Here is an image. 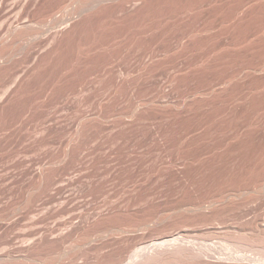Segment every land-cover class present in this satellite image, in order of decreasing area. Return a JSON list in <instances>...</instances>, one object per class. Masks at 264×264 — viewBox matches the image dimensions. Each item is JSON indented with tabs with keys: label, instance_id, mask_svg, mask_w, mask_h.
<instances>
[{
	"label": "rangeland",
	"instance_id": "374dc122",
	"mask_svg": "<svg viewBox=\"0 0 264 264\" xmlns=\"http://www.w3.org/2000/svg\"><path fill=\"white\" fill-rule=\"evenodd\" d=\"M13 1H17V0H10L9 4H11V2H13ZM18 1H21V0H18ZM230 1H232V0H229V2ZM223 12L225 13V11H223ZM223 12H221V13H223ZM39 15H42V13ZM60 16L62 17V16H64V14H62V13L58 14L57 13V17H60ZM37 18H40V17L37 16ZM48 20H50V19L48 18L47 21ZM101 24H100L101 26L98 25L96 27V25H94L93 28L91 27L90 32L87 34L86 33L83 34V36L81 38L73 39L74 41L72 39H66L64 42L65 44L63 43V45H62L64 48L60 47L61 49L59 48V51H57V53L51 57L52 59L49 58L47 60L48 63L46 62V64L43 67L39 68L38 71L36 70L33 73L29 74V76L24 81L25 84L23 83V85H22L23 87H22V91L20 92L21 94L18 95V98L15 97V99H13L14 100V103L12 102L13 105L11 104L9 107L8 106L6 108L4 107L3 110H2V108L0 109V117H1L0 118V198H1L0 200H5L9 197H18L20 199H22L23 197L28 198L31 196V194H33L34 197L35 196L39 197L41 195L40 197H43L44 199H46V197L47 198L51 197L52 199L48 198L49 201L48 200L46 201L48 203L50 202V204L46 203L45 206L40 207V208H42L40 210L41 211L43 210V212H44V208L45 207L47 208V206L51 207L52 205L54 206V204H55V207H58V205L60 206V204L62 202H66V203L69 202L68 203V204H70L69 209H68V206H66L67 208H65V209L61 208L62 210L60 208H57L58 211H60V213L56 210L57 214H56V212L55 213L51 212V214L47 213L45 218L41 219V222L46 226L47 224H45V222L46 223L49 222L48 225H50V223H53V222L55 223L56 220L59 221V219L63 218V216H64V218L66 216H67V218H69V216L72 214H74L75 217L77 215H79L78 212L81 213L82 210L83 211L85 210L84 209L85 204L82 203V204H84V207L81 203L80 204L82 205V207L79 204L80 208H83L80 210V208H78L79 206L76 207L77 205H75V203H76L75 201L78 200L77 201V204H78L79 200L80 201L82 200V198L80 199V197H83V200L81 202H84V199L87 196V198L90 199L91 202L95 204V206H97L100 209H101V206L104 208V210L101 209V210H103L104 213L102 211L101 212L99 211V213H98L97 212L98 210H97L96 211L97 213L95 212L96 215H94V216H95V218H99L100 213H101L102 218H105V219H101L102 221L101 220L99 221V219L101 218L100 217L98 219V221H99L98 224L95 226V223H97V221H96L94 224H92L93 227L90 228L92 230L94 229V232L100 230V233H101L102 229L104 230V228L105 229L108 228V229H106V233H104V234L99 233L100 235L99 234L95 235L96 234L95 233L94 234L95 236H93L92 241H91L92 246L93 245L96 246V243L100 246H102V244H104L103 245L104 247L102 246L103 250L101 251V253L103 251H104V253L103 254L100 253V257L103 260L105 258H107V260H109V261H111L112 259H114L115 261H118L119 259L123 260V259L127 258V259L123 260L124 262H122V263H125L126 260H129V259H130L129 260L130 262L127 261L125 264H127L128 262L132 263V262L136 261L135 258L139 259V257L141 256V253L143 254V253L153 251L154 248H156V246H155L156 243L157 244H160L161 242L164 243L162 238L165 236V234L170 235V236L173 235V236H171V238L181 236L184 238L183 240L185 242L188 241V243H190V244L192 243L191 245L195 244V246L198 245V247L199 246H203V247L206 246L209 248L212 246L213 249L217 248V249H215V251L217 250L219 252H224L225 251L224 248H221L219 246H220V243H222L221 238H224L227 235V232H224L223 229L220 230V228L223 225H225V223L226 224L231 223V225H236L239 223L242 227H243L242 224L246 223L243 227V229L246 228V230H243L242 233L249 234L250 232L248 233L247 230H250L251 227L249 224L247 226V221H248L247 217L248 216H249V218L255 217V216H257V217L259 216V218L264 217V199H263L264 198V191L263 190L260 191V189H263V187L261 186L262 182L260 183L261 185L258 183L254 184V183H256L257 179L260 178V176H258V175H260L263 170L260 169L259 172L256 170V172H258V173H256L254 171L255 173L253 172L254 173L253 174L249 169V167H251V163L254 161L252 163V165H253L255 163V160H258L256 158H260V157H256L255 153L257 155L259 150H261V151L264 150V141H263L264 140V137H263L264 127L262 126L261 128L259 127L260 130L258 129V131L260 133L261 132H263V133L255 134L254 132L256 131V129L255 130L253 129V127H255L254 126L255 124H253L252 126H249L247 123L248 120L251 118L252 119L256 118V119H253L255 121L257 119L260 120L261 119L260 117H262V118L264 117V103L261 102L262 100H264V98H262V96L264 97V87H263L264 85L260 84L262 87L259 86L256 89L257 85H259L258 81L260 79V76L253 80L250 76L247 75L248 70L246 69L250 66L251 62L255 63V60L257 61L256 63H258L261 60L262 56H260V55H262V54H257V56H253V57H255L254 61H253L252 60L253 58L250 57L251 55L249 56L245 53H240L241 55L238 54L239 57L241 56L242 58L241 57L239 58L236 54L226 55V53L225 54L222 53V52H224L222 50L223 45H224L223 48L229 47L228 45H231V42H236L238 39L241 38L240 36L243 35V32H241L242 29H243L242 31H246V29H244V27L246 28V26H244V25H241V24L235 25L234 24V25H231V27L229 29V27H228V26H230V24H229L227 27H224L223 29H221V31L223 32L224 29L228 28V33H226L227 30L226 31L224 30V32L227 34V36H225L224 32L223 33L221 32V34L218 33V36H219L218 38L215 37L214 39H212V40H215L216 42L212 41V40H211L212 42L210 41L212 44H213V42H214V44L216 43V45L220 44L219 47L216 45H211V43L209 41L206 42V45H205V42H203V45L201 43L202 46L200 44H199V46L197 45L198 47H193L192 44H188L190 46L192 45V47L189 49V46H186L185 48L187 51L186 50L184 51V48H183L182 50L178 51V52H180L179 55L176 56V53L178 54V52H176V53H173L174 57L173 56L171 57V55L168 56L170 58L167 57L168 60L171 59L170 61H173L174 63L176 61L179 62L178 65L180 68L176 67V68H167V69H159V70L157 69V70H153V71H149V72H143V71L138 70V69L128 70V68H126L124 65H123L124 67L121 65L122 67L118 66V69H117V67L115 69H109V68L107 69L106 67H100V66L103 65V62H104L103 59L108 60L109 58H111L112 53H111V51H108L107 47H106L107 50H106V48L103 50V48L100 45H103V47H104L103 41L107 40L108 37L109 38L114 37L117 33L114 34V32H115V30H113L114 28L112 29L110 27L111 28V30H110L109 28H107L108 25H106V24L104 25V23H101ZM33 25H35V27H37V26L42 27L41 25H39L38 23H35V22ZM238 25H240V30L237 27ZM103 26H105V27H103ZM94 27H95V30H93ZM43 28H44V30H48V28L45 26ZM98 28H99V30H97ZM103 28H104V31L105 30L108 31V32L105 31V32H107L106 35H105L104 31L102 30ZM233 28H237V29L234 31ZM229 31H230V33H229ZM238 31H239V33H238ZM232 32H235V33H232ZM240 32L242 33V35L240 34ZM101 33H103V35ZM112 33L114 35H112ZM231 33H232V36H231ZM90 34H91V38H90ZM93 35H94V37H93L94 42L92 40H89V39H92ZM233 35H235V36H233ZM238 35H240V36H238ZM86 36L89 37L88 38L89 42L92 41V43H96V44H98V42H99V48L96 50V52L93 51L91 53H88V56H87L88 60H86V62L84 64H80L81 66H79V64H77V66L75 64L76 67L70 66V64L73 63L72 61H76V58L79 57L78 53L82 54L85 50H87L88 44L87 45L85 44L86 43V40H85ZM100 36H101V42L102 43L99 41ZM105 36L107 38H105ZM228 36L230 39L228 38ZM236 36L240 37V38H236ZM102 37H104V38H102ZM82 38H84V39H82ZM231 38L233 39V41ZM78 39H80V40H78ZM66 41H68V42H66ZM76 41H77V43H76ZM208 42H209V44H208ZM221 42H222V47H221ZM80 43H82V44H80ZM224 43H226V44L228 43L226 47H225ZM66 44L68 47L66 46ZM78 44H79V46H78ZM209 45H211L212 47ZM194 46H196V45H194ZM202 47L205 50V52H203V51H201V53L195 52V51L202 50ZM207 47L212 48V50H214V51L215 50L217 51L219 49V51H218V53L215 51L216 52V54H215L209 48L210 51L207 50L208 51L207 52L206 51ZM213 47H215L217 49H215V48L213 49ZM18 48H16V49L18 50ZM76 48H78V49H76ZM193 48H196L199 50H196ZM221 50H222V52H221ZM16 51H14V54L16 53ZM181 51H184V52L181 53ZM209 52H211V54ZM62 53H63V55H62ZM206 53H209L211 56L206 54ZM243 54H245V55H243ZM73 55H74V57H73ZM98 55H100V56H98ZM207 56H209L210 58ZM230 56H232V58ZM159 57L160 56H158V60L165 58L164 56L163 57L161 56V58H159ZM244 57H245V59H243ZM12 58H13L12 60L14 61L17 57H15V55H13ZM98 58H100V59H98ZM249 58H252V59H249ZM195 59H197V60H195ZM258 59H260V60L258 61ZM190 60L192 62H190ZM218 61H219V63H218ZM188 62H190V63H188ZM194 62H196V63L194 64ZM199 62H201V64L203 63L204 66L201 65ZM208 62H209V65H211L213 70H211L210 69L211 67H209L208 65L205 66V64H207ZM61 63H62V65H61ZM198 63L200 66L198 65ZM210 63H212V64H210ZM99 64H101V65H99ZM180 64H181V66H180ZM193 64H194V66H193ZM213 64H215L214 67H213ZM221 64H222V66H221ZM182 65H184V66H182ZM187 65H188V67H187ZM218 65H219V67H218ZM234 65H236V66H234ZM241 65L243 66V68ZM239 66H240V68H239ZM70 67H75V68H73V70H72V68H70ZM77 67H78V71L76 70ZM193 67L195 70L193 69ZM196 67H200V68L207 67L206 68L207 70L206 69L204 70L203 68H202L203 70L202 69L198 70V68H196ZM68 68H69V70H67ZM190 68H192V69H190ZM41 71H43V72H41ZM218 73H220V74H218ZM227 73H229V74H227ZM234 74H235V76H234ZM238 74H241V75H238ZM72 75H74V76H72ZM205 75H207V76H205ZM121 77H123V78L129 77L130 79H133V80H136L139 82H138V84L137 83L136 84H126V83L122 84L121 81L119 80V79H123ZM10 79L12 80V78H10ZM10 79L8 77V79H6V80L10 81V83H12ZM248 79H249V81H248ZM6 80H2L4 82L3 86L5 87V85H7L6 87L9 86V88H10V84ZM83 80L85 81L83 83L84 88L79 86V85H81V82H83ZM117 80H118V82H117ZM209 80L210 81L212 80V81L208 82ZM255 80H257V81L255 82ZM51 81H52V85H51ZM237 81H239V82H237ZM251 81H254V83H256V85H254L255 88L253 87V84ZM223 82L226 84H224ZM0 83H2V82H0ZM250 83L252 84L253 90H251L252 88L249 87V86H251ZM211 84L214 87L217 85L215 88L222 91V92H220L218 90L221 94L220 96H219V94L216 96V97L219 96L218 100H217V98L212 97V98L216 99V102L218 101V103H217L218 105L216 106V102L214 100L213 102L215 104L212 103V104H214L213 106L211 104V107H210V105L206 107V108H209V110L205 109L206 113L204 112L205 110L204 111H203V109L200 110V112L201 111H202L201 113L204 112L205 115H203L204 113L201 114L199 112V114H201L203 116L197 115L198 117H201L200 119H198L197 117H193L194 119L192 118L193 119L192 123H191L192 125H190L191 119L189 120L187 118H184L186 116H183V114H181V112H179V111H181L180 109H178L180 106L177 108V105L181 104L185 100V98H187L185 96H188V95L190 96L191 93L196 94L197 91H199L198 89L207 90L206 88H208L209 85H211ZM3 86L1 85V87H3ZM204 86L206 88H204ZM213 86H211V87H213ZM6 87H5V89H8ZM25 87H27V88H25ZM208 89H210V88H208ZM2 90L0 89V94L3 93ZM184 90H186V91H184ZM42 91H44V92H42ZM251 91H253V92H251ZM45 92H47V94ZM48 95H49V97H48ZM82 95H85V97H86L85 101L82 100ZM254 95L255 96L257 95L256 98ZM219 98H221L223 100H221V99L219 100ZM224 101H226V102H224ZM257 101H259V103ZM20 102L22 105L20 104ZM27 103H29V104H27ZM14 104L16 106H14ZM246 104H248V105H246ZM225 105H227L229 107H226ZM21 106H23V107H21ZM173 106H176V109ZM29 108H30V110H29ZM169 108H170V110H169ZM171 108L175 112H176V110L178 112L175 113L174 111H171ZM234 108H235V110H234ZM8 109L10 110V112ZM210 109H211V111H210ZM250 110L253 112H251ZM4 111H6V112L4 113ZM173 112L176 115V118H175ZM255 113L257 115H255ZM172 114L174 117L172 116ZM177 116H178V118H177ZM246 125H248V127H251V128L246 127ZM183 127H184V129H183ZM166 129H167V131H166ZM227 129H229V130L227 131ZM235 130H237V131H235ZM249 131H251L252 134H251V132L249 133ZM203 132H205V133H203ZM208 133H210L211 135ZM201 134H203V135H201ZM260 135L262 136L263 139L261 138ZM202 136H203V138H202ZM211 136H213V137H211ZM250 136H252V137H250ZM253 137H258L257 138L258 140L256 138H253ZM234 138H236V139H234ZM239 143H241V144H239ZM187 144H189V145H187ZM196 148H198V149H196ZM248 148H249V151H248ZM171 150H173V151H171ZM197 151H198V153L196 154ZM209 152H210V154H209ZM236 152H238V153H236ZM192 153H194L196 155H194ZM251 153H252V155H251ZM179 154H180V156H178ZM222 154L223 155L225 154V155L223 156ZM229 154H232V155L230 156ZM253 154L255 157H253ZM259 154H261L260 156H262L264 153L262 154V152H259L257 156H259ZM183 155H184V157H182V158H186V161H187V156L189 158L191 157V160L188 159L189 160V163L187 162L188 165L184 164V163H186L185 159H184V162H183V159H182V161H180L181 156H183ZM192 155L195 156V159L193 158L194 156L192 157ZM249 155H250V157H249ZM169 156L171 157V159ZM176 156L178 157V159ZM244 156L246 158H249V159H245ZM251 157H252V159H251ZM196 158H198V160L199 159L200 160L199 161L197 160L199 163H197V161H196V163L194 164L193 160H196ZM253 158H255V160H253ZM165 160H167V161H165ZM170 160L172 162H170ZM175 160L178 161L179 164L182 163L184 165H182V164H181V166L178 165V162H176ZM240 160L241 161L243 160L244 162L243 161L241 162ZM245 160L246 161L248 160V162L245 163L246 162ZM249 161H250V164H249ZM169 162H170V164H169ZM171 163H173V164H171ZM191 164H193V166ZM247 164H249V165H247ZM186 167H188V168H186ZM69 168H70V170H69ZM188 169H189V171H188ZM227 169H228V171H226ZM40 170L46 171V172H44L45 178L49 179V182L50 181L53 182L52 181V180H54L53 178H55V180L58 182L64 181L65 189L63 188L64 190L61 191V190H59L60 188H57L56 186L53 188L52 187L47 188L44 184H41V182H40L41 180H40L39 175H38ZM181 170H183L184 172ZM240 171H242V172H240ZM244 171H246V172H244ZM62 172H63V174H62ZM175 172H177V173H175ZM247 172L248 173L250 172L252 174V176L250 173L248 174ZM59 173H61V176L59 175ZM106 173H108V175L111 174L110 177H112V178H109V179L110 180L112 179L113 180L112 182L109 181V179L107 178L109 176ZM178 173L181 175H179ZM232 173H233V175H232ZM56 174L58 175V177L60 176L59 179H58ZM256 174H258V175H256ZM55 175H56V177H55ZM174 176L175 177L177 176L178 179L176 178L177 179L176 180ZM235 177H236V179H235ZM254 177L256 180L254 179ZM61 178L63 180H61ZM104 178H107V179H104ZM242 179L244 180V182ZM106 180H108L109 183ZM90 184H93L97 187H100L102 185H104V187L109 186L110 188L108 187V189H110L111 194L109 193L106 195L104 193L105 191H108L107 188H104V191H102V192H95V191L89 192L87 187ZM106 184H109V185H106ZM209 187L211 190L209 189ZM247 187H249V188L247 190H245ZM236 188L237 189L242 188V189H239L241 191L243 190V188H245L243 190V192L245 191V194L239 190H238L239 193H237V191H236V193H237L236 194L234 192V190H236ZM228 189H231L230 191L233 190L232 191L233 195L230 193V191L227 193H226V191L224 192V190L228 191ZM258 190H259V192H258ZM41 191H43V192H41ZM193 191H194V193H193ZM44 192H46L45 193L46 195L44 194ZM240 192H241V194H240ZM77 193H79V194H77ZM223 193L224 194L226 193V194L224 196H222ZM228 193H230L231 195L230 194L227 195ZM234 193L236 195H234ZM220 194H221V196H220ZM242 194H244V195H242ZM7 196H9V197H7ZM65 196H67V197H65ZM226 196L227 197L229 196V197L227 198ZM247 196L251 197V199L249 197L247 199L252 200L253 202L252 201L251 202L253 204L251 202H248L247 199H244ZM254 196L255 197L258 196L257 198L259 199L260 204L258 203L257 198L254 200V198H255ZM260 196L263 197V198H261V199H263L262 201L259 198ZM63 197H65V199ZM217 197H218V199H217ZM220 197H223V198L225 197V199L222 200V198H220ZM146 198L147 199L149 198V200H147ZM207 198H208V200H207ZM209 198L213 201L209 200ZM230 198H233V199L231 200ZM242 198H243L244 204L247 203L246 206H244V204L241 203ZM143 199L144 200L146 199V200L143 201ZM214 199L219 200V202L218 201L215 202ZM229 199L231 201H233L235 204H236V202L240 203V205L236 206V207H239L240 209L235 207L236 213L234 212V213H232V214L230 213V214L231 215H233V214L239 215L241 213V215H239L237 218H236L237 215H235L234 216L235 218H233L232 216H229L228 214H222V215L216 216V218H215L214 217L215 214L213 215L211 213L212 217L215 219H212L210 217L211 220L206 219V221L210 222L212 224V226L208 222L202 220L201 215L203 213L209 212L210 208H212V207H216V208H218V210H220L221 208L224 207V205L227 204L228 201H230ZM103 200H104V203H103ZM189 200H191V201L193 200V201L190 202ZM205 200H207V203L211 202V204H207ZM54 201H56V202L53 204ZM105 201L107 202V205H106ZM126 201L128 203L130 202L129 204H132V203L133 204L132 205H129V204L126 205V203H127ZM199 201H200V203H205L206 205H204L203 208L201 209L202 214H200L198 212L197 215H194V213L188 209L195 207ZM100 202H102V203L100 204ZM110 202L112 203V205H110ZM134 202H135V204H134ZM139 202H141L142 205ZM73 203H74V205H73ZM96 203H97V205H96ZM175 203H176V205H175ZM192 203H194V204H192ZM103 204H104V206H103ZM108 204L110 206H113V207L112 208L108 207L109 206ZM98 205H100V206H98ZM151 205L152 206L154 205V206L152 207ZM258 205H260V206H258ZM71 206L73 208H75L76 210L73 209ZM119 206L122 207V209H120ZM127 206H128V208H126ZM130 206H131L132 212H133V208H134V212L136 215L134 214V212L131 213L132 215L128 213L131 210L129 211L126 209H130ZM138 206H140V207H138ZM156 206H158V207L156 208ZM219 206H221V207H219ZM241 206H242V208H241ZM55 207H53V208H55ZM124 207L126 209H123ZM246 208H248L250 211L247 210ZM112 209H113V211L110 212V210H112ZM116 209H117V211H119V215L117 214ZM152 209H154V210H152ZM173 209H175V210H173ZM245 209L247 210L248 213L246 212ZM122 210H124V211H122ZM141 210H143V211H141ZM147 210H148V212H146ZM240 210L241 211L244 210V212H246L248 215L243 213V212H240ZM41 211H38V212L40 213ZM66 211H68V212H66ZM120 211L125 212L127 214L123 213V214H125L123 217V214ZM139 211L141 212L140 214H139ZM75 212L77 213V215L75 214ZM68 213H70V215ZM113 213H115L117 215H115ZM142 213H143V215L144 214L145 215L143 216ZM185 213H187V214L185 216H183ZM97 214L99 215V217L97 216ZM106 214H107V216H106ZM133 214H134V216H133ZM168 214H169V216H168ZM120 215H121V218H120ZM127 215L128 216L130 215L131 217L127 218ZM198 215H199V217H198ZM72 216H70V218ZM192 216H194V217H192ZM226 216H228V217H226ZM113 217H115L114 220H113ZM139 217H140V219H138ZM170 217H171V220H170ZM172 217L173 218L176 217V219L175 218L172 219ZM220 217L221 218L224 217V218L221 220ZM241 217L243 219H241ZM110 218H111V220H110ZM180 219H182V220H180ZM183 219L184 220L188 219V223H186V221H184ZM190 219H192V220H190ZM227 219H229V220H227ZM231 219H232V221H231ZM238 219L240 221L242 220L244 223L242 221L240 223ZM213 220L215 223L218 222L217 220H220L219 224L216 223V227H218L220 225V223L223 224V225L221 224L222 226H219V230L223 231V233L220 231L219 232L222 234H220L219 232H218V234H210L207 232H203V231H206L208 228H211V227L215 228V226L213 225V224H215L213 222ZM233 220H234V222H233ZM130 221H132V222H130ZM136 221H141V222H136ZM222 221L225 223H223ZM114 222H115V224H114ZM116 222H117V224H116ZM127 222L129 225L127 224ZM182 222H183V224H182ZM146 223L148 225H146ZM157 223H159V224H157ZM207 223L210 226H208ZM106 224H107V226H106ZM142 224H144V225H142ZM175 224H176V226H175ZM99 225H101V226H99ZM111 225L113 226V228L120 227V229H122V228L125 229V227H126L127 230L128 229L132 230V227H133V228H135V229H133L134 231L136 229L137 230L135 232H132L131 234H127V236H125V237L119 236L120 237L119 238L117 236V234H113L110 231L112 229V227H111V229L109 228ZM127 225L129 226V228ZM138 225H140L141 227ZM170 225L172 227H170ZM188 225H190V226L188 227ZM82 226H84V227H82ZM130 226H131V228H130ZM163 226L164 227L166 226V227L164 228ZM167 226H168V228H167ZM181 226H182V228H181ZM22 227H23V225L14 226V227H12L13 229L8 230V232L10 231L9 233L7 232V230L1 231L0 232L1 233L0 238L2 236V238H1L2 240H0V243H2V244L0 246H3V248H4V244H5V247H7L6 245L10 241V240H7V239H9L8 237L10 236V233L12 235V234H14V232L17 231L16 232V234H17L20 231H23V228H24V230L25 229L27 230L26 226L23 228ZM85 227H86L85 223L84 224L79 223L77 228H75V229L71 228L69 231L70 235L68 234V236H67L68 240L66 239L61 244V246L63 245L62 247L55 245L54 248L51 246L50 247L49 246H46V247L43 246L42 247L43 249L45 247L44 250L41 248H39L40 250L37 249L38 251H40L39 253L36 254V255H38L37 257L38 258L40 257L39 259H41L42 262L46 261V263H49V261H51L50 264H53L54 262H56L54 264H65V263L67 264V262L69 264L70 263L69 257H70V261L73 262V259H71L72 257L69 254L77 253V251L79 252L81 249L83 250V248L86 247L84 244L80 245L81 240L79 238V237H82V235L88 231L89 227L88 228L87 227L85 228ZM96 227L101 228V229L95 230ZM174 228H175V230L173 231ZM247 228H249V229H247ZM20 229H22V230H20ZM78 229H80V230H78ZM86 229H87V231H86ZM161 229H162V233L160 232ZM168 229H170V230H168ZM146 230H147V232H146ZM166 230L169 232L171 231L170 233H174V234H168V232ZM12 231H13V233H12ZM142 231H144V232H142ZM163 231L164 232L166 231L167 233H164ZM2 232L5 235L7 234L6 240H4L5 235H3ZM104 232H105V230H104ZM149 232H151V233H149ZM203 233L204 234L207 233V234L204 235ZM225 233H226V235H225ZM8 234H9V236H8ZM112 234H113V237H114V235L116 236V237H114V239L112 237ZM179 234H180V236H177ZM202 234L205 236V238L202 236ZM103 235H106V236H103ZM160 235L163 237L161 238ZM174 235H176V236H174ZM213 235L215 237H213ZM199 236H201V238H198ZM150 237L152 240L150 239ZM77 238L79 239V241ZM121 238L124 241V243L121 240ZM135 238L138 240L136 241ZM190 238L191 239L193 238L192 241H190L191 240ZM124 239H126V240H124ZM118 240L121 241L120 244L123 243L126 246H128L127 244H129L128 247L123 246V248L125 250H129V251L131 250L132 253L126 252L125 250H123V248H121V246L123 244L120 247H118L119 246ZM112 241H113V243H112ZM151 241H152V243H151ZM18 242H20V241H18ZM116 242H117V246L115 245ZM77 243H79V244H77ZM72 244H74V245L72 246ZM130 244H132V247L134 244L136 246L134 245V247L131 248ZM200 244H202V245H200ZM63 247H65V249H63ZM116 247H118V248H116ZM125 247L128 249H126ZM139 247H141L140 249L142 251L143 250L144 251L143 252L140 251ZM144 247H146V249ZM70 248H72V250H69ZM104 248H105V250H104ZM114 248H115V250H114ZM119 248H121V249L119 250ZM0 249H2V247H0ZM62 249H63V252H62ZM112 251L113 252L116 251V254H115L116 258H113V257L111 258L112 255L114 256ZM118 251H121L122 253H119ZM124 251L126 252L127 255L125 254ZM134 251L136 252L137 257H136V254H134ZM137 251H140L141 253L137 252ZM215 251H213V252H215ZM249 252H248L249 254L248 253L247 254L249 256L253 255V258L255 257V260L258 259L260 261V260H262L261 257L263 258V256H264V254H262L263 252H261L260 255H263V256L259 257L260 255H257L256 249L255 250H249ZM138 253L140 254L139 256H138ZM110 254H112V255H110ZM118 254H120L121 256ZM125 256H127V257H125ZM55 257H56V259H55ZM257 257H259V258H257ZM80 258H82V257H80ZM80 258H78V259L74 258V261L80 262L81 261ZM131 258H133L134 260ZM93 260H95V259H93ZM93 260L91 259L90 262H92ZM114 260H112V261H114ZM120 260L118 261L119 264L121 263ZM64 261H66V262H64ZM115 261H114V263H117ZM75 262H73V264ZM70 264H72V263H70ZM252 264H254V263H252Z\"/></svg>",
	"mask_w": 264,
	"mask_h": 264
},
{
	"label": "bare ground",
	"instance_id": "6f19581e",
	"mask_svg": "<svg viewBox=\"0 0 264 264\" xmlns=\"http://www.w3.org/2000/svg\"><path fill=\"white\" fill-rule=\"evenodd\" d=\"M9 1L10 0H0V83L2 86H3V81L2 80H6L10 78H12L11 82L10 81H7L9 84H10V88L9 86L6 87L7 85H5L6 88L8 89H5V87H1L0 85V89L3 91V95L0 94V109L5 107H9L11 104L13 105L14 103V100L15 97L18 98V95L21 94L20 92L22 91V85L25 81V79L29 76V74L33 73L34 71H38L39 68L43 67L47 60L49 58H51L52 56H54L57 51H59V48L60 47H63V43L65 42L66 39H77V38H81L83 36V34H87L90 32L91 30V27L93 28L94 25H96V27L98 25H100L101 23H104V25H108L107 28H109L111 30V28L113 30H115L114 34L117 33L114 37L112 38H109L107 40H104V47L103 45H100L103 50L107 47L108 48V51H111L112 55H111V58H109L108 60L107 59H103V65L100 66V67H106L107 69H115L117 67L118 69V66L119 67H122L123 65L128 68V70H135V69H138V70H141L143 72H149V71H153V70H159V69H167V68H178L179 65L176 60V62L174 63L173 61H170L171 59L168 60V56L171 55V57L173 55V53H176L178 52L179 50H182L184 48V51L186 50V46H189V49L192 47H198L199 44L203 45V42H205V45H206V42L207 41H211L212 39H214L215 37H219L218 36V33L221 34V29H223L224 27H227L229 24L230 27L231 25H237V24H241V25H244L246 26V28L244 27V29H246V31H242L243 32V35L242 33L240 32V34L243 36H240V37H237L236 38H240V39H235L236 42H231V45H228L229 47H226L227 44H225V47L226 48H223L222 47V42H221V47H222V50L224 52H221L222 53H226V55H233V54H236L238 57L240 53H245L247 55H251L250 57L252 58H249V59H252L254 61V58L253 56H257V54H262L260 56L261 57V60L258 59V63H256L257 61L255 60V63L253 62H249L250 63V66L248 68H246L248 70V76H250L253 80L256 79L257 77L260 76V79H259V85H257L256 89L261 86L260 84H263L264 85V0H232L229 2V0H21V1H13L11 2V4H9ZM225 11V13L223 12ZM223 12V13H221ZM42 15H39L41 14ZM57 13L60 14H64V16H60V17H57ZM40 17V18H37ZM59 16V15H58ZM50 19L47 21V19ZM35 23H38L39 25H41L42 27H35V25H33ZM102 25V24H101ZM100 25V26H101ZM47 27L48 30H44L43 27ZM105 27V26H103ZM111 27V28H110ZM240 30V25L237 26ZM242 27V26H241ZM102 28V27H101ZM243 28V27H242ZM106 29V28H105ZM237 28H233V30L235 31ZM95 30V27L94 29ZM99 30V28L97 29ZM104 31V28L102 29ZM112 30V31H113ZM226 31V33H228V28L224 29ZM223 30V32H224ZM232 30V29H231ZM230 30V31H231ZM101 31V30H100ZM107 31V30H105ZM105 35L106 33L108 32H105ZM220 31V32H219ZM229 31V33H230ZM93 32V31H92ZM91 32V33H92ZM222 32V33H223ZM225 33V32H224ZM225 33V36H227V34ZM232 33H235V32H232ZM232 33H231V36H232ZM239 33V31H238ZM96 34V33H95ZM103 35V33H101ZM112 33V35H114ZM98 35V34H97ZM229 35V34H228ZM89 36V35H88ZM88 36L85 37V40H86V45L88 46L87 47V50H85L82 54L78 53L79 54V57L76 58V61H72L73 63L70 64V66H77V64H79V66H81L80 64H84L86 62V60H88L87 56H88V53H91L93 51L96 52V50L99 48V42L98 44L96 43H92V41L94 40V35L92 36V39H89V40H92L91 42L88 41ZM221 36V35H220ZM235 36V35H233ZM96 37V36H95ZM90 38H91V34H90ZM104 38V37H102ZM105 38H107L105 36ZM222 38V37H221ZM229 38V36H228ZM84 39V38H82ZM97 39V38H96ZM220 39V38H219ZM227 39V38H226ZM230 39V38H229ZM232 39V38H231ZM80 40V39H78ZM222 40V39H221ZM74 41V40H73ZM88 41V42H87ZM101 42V36H100V40ZM212 41H215V40H212ZM211 41V42H212ZM226 41V40H225ZM233 41V39H232ZM68 42V41H66ZM71 42V41H70ZM94 42V41H93ZM208 42V44H209ZM210 42V43H211ZM216 42V41H215ZM228 42V41H227ZM77 43V41H76ZM102 43V42H101ZM218 43V42H217ZM230 43V42H229ZM233 43V44H232ZM65 44V43H64ZM82 44V43H80ZM188 44H192L191 46L188 45ZM207 44V45H208ZM70 45V44H69ZM72 45V44H71ZM74 45V44H73ZM196 45V46H194ZM198 45V46H197ZM201 45V46H202ZM211 45H216V43L213 44L211 43ZM209 45V46H211ZM20 46V47H19ZM67 46V44H66ZM65 46V47H66ZM79 46V44H78ZM216 46H220V44L216 45ZM215 46V47H216ZM19 47V48H18ZM68 47V46H67ZM72 47V46H71ZM100 47V48H101ZM206 47V46H205ZM212 47V46H211ZM213 47V49L215 48ZM18 48V50L16 49ZM64 48V47H63ZM82 48V47H81ZM106 48V50H107ZM200 48V47H199ZM208 48V47H207ZM206 48V51L209 50V48L207 49ZM61 49V48H60ZM78 49V48H76ZM111 49V50H110ZM188 49V50H189ZM193 49H196V48H193ZM211 51H213L215 54L216 52L218 53L219 49L215 52L214 50H212V48H210ZM217 49V48H215ZM17 50V51H16ZM73 50V49H72ZM71 50V51H72ZM105 50V51H106ZM196 50H199V49H196ZM14 51H16V53L14 54ZM102 51V50H101ZM184 51H181L184 52ZM187 51V50H186ZM201 51L205 52V50L203 49L202 47V50H199V51H195V52H200ZM210 51V50H209ZM66 52V51H65ZM100 52V51H99ZM202 52V53H203ZM208 52V51H207ZM193 53V52H192ZM211 54V52H209ZM209 53H206L208 55H210ZM213 53V54H214ZM75 54V53H74ZM104 54V53H103ZM180 52H178V54L176 53V56L179 55ZM212 54V55H213ZM243 54V55H245ZM15 55V57H17L14 61L12 60V56ZM61 55V54H60ZM63 55V53H62ZM70 55V54H69ZM76 55V54H75ZM235 55V56H236ZM241 55V54H240ZM71 56V55H70ZM100 56V55H98ZM97 56V57H98ZM158 56H160L159 58H161V56L165 57L163 60L162 59H159L158 60ZM200 56V55H199ZM211 56V55H210ZM222 56V55H221ZM224 56V55H223ZM59 57V56H58ZM66 57V56H65ZM72 57V56H71ZM74 57V55H73ZM93 57V56H92ZM109 57V56H108ZM168 57V58H167ZM191 57V56H190ZM203 57V56H202ZM209 57V56H207ZM216 57V56H215ZM232 58V56H230ZM241 57V56H240ZM239 57V58H240ZM248 57V56H247ZM246 57V58H247ZM259 57V56H258ZM54 58V57H53ZM64 58V57H63ZM192 58V57H191ZM190 58V59H191ZM210 58V57H209ZM228 58V57H227ZM242 58V57H241ZM257 58V57H256ZM52 59V58H51ZM67 59V58H66ZM71 59V58H70ZM100 59V58H98ZM221 59V58H220ZM234 59V58H233ZM245 59V57L243 58ZM248 59V58H247ZM65 60V59H64ZM74 60V59H73ZM97 60V59H96ZM102 60V59H101ZM173 60V59H172ZM192 60V59H191ZM190 60V62H192ZM197 60V59H195ZM201 60V59H200ZM199 60V61H200ZM211 60V59H210ZM219 60V59H218ZM230 60V59H229ZM90 61V60H89ZM209 61V60H208ZM249 61V60H248ZM251 61V60H250ZM68 62V61H67ZM100 62V61H99ZM98 62V63H99ZM188 62V63H190ZM198 62V61H197ZM203 62V61H202ZM221 62V61H220ZM48 63V62H47ZM53 63V62H52ZM101 63V62H100ZM182 63V62H181ZM187 63V64H188ZM196 62H194L195 64ZM201 64V62H199ZM198 63V65H199ZM206 63V62H205ZM219 63V61H218ZM222 63V62H221ZM234 63V62H233ZM253 63V64H252ZM50 64V63H49ZM48 64V65H49ZM69 64V63H68ZM87 64V63H86ZM102 64V63H101ZM99 64V65H101ZM193 64V66H194ZM212 64V63H210ZM216 64V63H215ZM213 64V67L214 65ZM229 64V63H228ZM62 65V63H61ZM122 65V66H121ZM197 65V66H198ZM203 65V63L201 64ZM208 65L209 67H211V65H209V62L207 64H205V66ZM217 65V64H216ZM231 65V64H230ZM52 66V65H51ZM75 66V67H76ZM78 66V67H79ZM123 66V67H124ZM181 66V64H180ZM184 66V65H182ZM192 66V65H191ZM200 66V65H199ZM204 66V65H203ZM207 66V67H208ZM222 66V64H221ZM236 66V65H234ZM242 66V65H241ZM245 66V65H244ZM68 67V66H67ZM75 67H70L72 68H75ZM78 67H77V71H78ZM84 67V66H83ZM87 67V66H86ZM188 67V65H187ZM207 67H202L204 70L207 68ZM217 67V66H216ZM219 67V65H218ZM105 68V69H106ZM125 68V69H126ZM180 68V67H179ZM198 68V70L202 69L200 67H196ZM240 68V66H239ZM243 68V66H242ZM62 69V68H61ZM98 69V68H97ZM192 69V68H190ZM194 69V67H193ZM202 69V70H203ZM211 70L212 67L210 68ZM69 70V68L67 69ZM66 70V71H67ZM75 70V71H76ZM195 70V69H194ZM207 70V69H206ZM209 70V69H208ZM210 70V71H211ZM217 70V69H216ZM221 70V69H220ZM219 70V71H220ZM227 70V69H226ZM244 70V69H243ZM40 71V70H39ZM85 71V70H84ZM83 71V72H84ZM90 71V70H89ZM209 71V72H210ZM222 71V70H221ZM43 72V71H41ZM47 72V71H46ZM82 72V73H83ZM202 72V71H201ZM215 72V71H214ZM229 72V71H228ZM247 72V71H246ZM245 72V73H246ZM57 73V72H56ZM72 73V72H71ZM88 73V72H87ZM212 73V72H211ZM224 73V72H223ZM230 73V72H229ZM227 73V74H229ZM240 73V72H239ZM38 74V73H37ZM220 74V73H218ZM242 74V73H241ZM241 74H238V75H241ZM34 75V74H33ZM61 75V74H60ZM77 75V74H76ZM88 75V74H87ZM193 75V74H192ZM216 75V74H215ZM246 75V74H245ZM246 75V76H247ZM39 76V75H38ZM74 76V75H72ZM198 76V75H197ZM207 76V75H205ZM214 76V75H213ZM220 76V75H219ZM222 76V75H221ZM235 76V74H234ZM37 77V76H36ZM44 77V76H43ZM78 77V76H77ZM86 77V76H85ZM189 77V76H188ZM224 77V76H223ZM232 77V76H231ZM65 78V77H64ZM123 78V77H121ZM236 78V77H235ZM234 78V79H235ZM248 78V77H247ZM57 79V78H56ZM233 79V78H232ZM237 79V78H236ZM244 79V78H243ZM41 80V79H40ZM47 80V79H46ZM52 80V79H51ZM87 80V79H86ZM121 81L122 84H138L139 81H136V80H133V79H130L129 77L128 78H123V79H119ZM204 80V79H203ZM230 80V79H229ZM246 80V79H245ZM244 80V81H245ZM258 80V79H257ZM255 80V82L257 81ZM5 81V82H6ZM29 81V80H28ZM42 81V80H41ZM53 81V80H52ZM52 81H51V85H52ZM76 81V80H75ZM207 81V80H206ZM212 81V80H211ZM210 80L208 82H211ZM214 81V80H213ZM249 81V79H248ZM30 82V81H29ZM37 82V81H36ZM85 81L83 80V82H81V86L82 88H84V83ZM118 82V80H117ZM239 82V81H237ZM241 82V81H240ZM252 84H253V87L254 85H256V83H254V81H251ZM31 83V82H30ZM120 83V82H119ZM224 83V82H223ZM236 83V82H235ZM245 83V82H244ZM25 84V83H24ZM57 84V83H56ZM80 84V83H79ZM86 84V83H85ZM193 84V83H192ZM214 84V83H213ZM217 84V83H216ZM222 84V83H221ZM226 84V83H224ZM237 84V83H236ZM239 84V83H238ZM251 84V83H250ZM252 84L251 87L252 88ZM190 85V84H189ZM246 85V84H245ZM32 86V85H31ZM30 86V87H31ZM78 86V85H77ZM212 84L209 85L208 88H206L204 86V88H206L207 90H200L198 89L199 91H197L196 94H193V93H189L190 96H185L187 98H185V100L177 105V108L180 109L181 111V114H183V116H186L184 118H187V119H191V122H190V125H192V120L194 119L193 117H197L198 119H200L201 117H198L200 116L201 114H203L204 112L206 113V110L205 109H208L209 108H206L207 106L210 105L211 107V104L214 103L213 101L215 100L216 102V99L218 100V97L221 95L220 92H222L221 90L215 88ZM236 86V85H235ZM243 86V85H242ZM46 87V86H45ZM186 87V86H185ZM193 87V86H192ZM244 87V86H243ZM262 87V86H261ZM264 87V86H263ZM27 88V87H25ZM57 88V87H56ZM184 88V87H183ZM190 88V87H189ZM188 88V89H189ZM201 88V87H200ZM255 88V87H254ZM5 89V90H4ZM30 89V88H29ZM37 89V88H36ZM40 89V88H39ZM187 89V88H186ZM227 89V88H226ZM243 89V88H242ZM255 89V90H256ZM7 90V91H6ZM220 92H219V91ZM224 90V89H223ZM253 90V88L251 89ZM5 91V92H4ZM26 91V90H25ZM47 91V90H46ZM186 91V90H184ZM240 91V90H239ZM44 92V91H42ZM238 92V91H237ZM244 92V91H243ZM242 92V93H243ZM253 92V91H251ZM250 92V93H251ZM23 93V92H22ZM47 94V92H45ZM224 93V92H223ZM227 93V92H226ZM245 93V92H244ZM26 94V93H25ZM55 94V93H54ZM188 94V93H187ZM193 94V95H192ZM219 94L218 97H216L217 95ZM256 94V93H255ZM261 94V93H260ZM186 95V94H185ZM223 95V94H222ZM235 95V94H234ZM239 95V94H238ZM242 95V94H241ZM258 95V94H257ZM256 95V96H257ZM263 95V94H262ZM261 95V96H262ZM32 96V95H31ZM225 96V95H224ZM236 96V95H235ZM234 96V97H235ZM255 96V95H254ZM255 96V98H256ZM43 97V96H42ZM49 97V95H48ZM56 97V96H55ZM212 97H215V98H212ZM233 97V96H232ZM253 97V96H252ZM251 97V98H252ZM16 98V99H17ZM20 98V97H19ZM23 98V97H22ZM54 98V97H53ZM224 98V97H223ZM260 98V97H259ZM262 98H264L262 96ZM52 99V98H51ZM221 98H219L220 100ZM240 99V98H239ZM245 99V98H244ZM18 100V99H17ZM24 100V99H23ZM82 100L85 101L86 100V97L85 95H82ZM223 100V99H221ZM225 100V99H224ZM246 100V99H245ZM253 100V99H252ZM20 101V100H19ZM45 101V100H44ZM237 101V100H236ZM254 101V100H253ZM13 102V103H12ZM17 102V101H16ZM15 102V103H16ZM25 102V101H24ZM221 102V101H220ZM219 102V103H220ZM223 102V101H222ZM226 102V101H224ZM259 103V101H257ZM262 103H264V100L261 101ZM40 103V102H39ZM218 101L216 102V106L218 105L217 104ZM17 104V103H16ZM21 104V102H20ZM25 104V103H24ZM29 104V103H27ZM215 104V103H214ZM212 104V106L214 105ZM221 104V103H220ZM22 105V104H21ZM232 105V104H231ZM248 105V104H246ZM14 106H16L14 104ZM19 106V105H18ZM28 106V105H27ZM226 107H229L227 105H225ZM241 106V105H240ZM261 106V105H260ZM23 107V106H21ZM25 107V106H24ZM175 107L176 109V106H173ZM172 107V108H173ZM205 107V108H204ZM231 107V106H230ZM242 107V106H241ZM259 107V106H258ZM15 108V107H14ZM171 108V111H174L172 110ZM214 108V107H213ZM223 108V107H222ZM263 108V107H262ZM203 109V113L200 112V110ZM230 109V108H229ZM248 109V108H247ZM257 109V108H256ZM9 110V109H8ZM21 110V109H20ZM30 110V108H29ZM28 110V111H29ZM170 110V108H169ZM235 110V108H234ZM243 110V109H242ZM13 111V110H12ZM16 111V110H15ZM24 111V110H23ZM22 111V112H23ZM211 111V109H210ZM251 111V110H250ZM260 111V110H259ZM258 111V112H259ZM263 111V110H262ZM6 111H4L5 113ZM10 112V110H9ZM18 112V111H17ZM31 112V111H30ZM175 112V111H174ZM173 112V114H174ZM176 112H178L176 110ZM175 112V113H176ZM199 112L201 114H199ZM223 112V111H222ZM237 112V111H236ZM253 112V111H251ZM3 113V114H4ZM8 113V112H7ZM19 113V112H18ZM28 113V112H27ZM34 113V112H33ZM172 113V112H171ZM205 113L203 115H205ZM226 113V112H225ZM257 113V112H256ZM255 113V115H257ZM26 114V113H25ZM172 114V116H173ZM178 114V113H177ZM263 114V113H262ZM23 115V114H22ZM180 115V114H179ZM178 115V116H179ZM198 115V116H197ZM201 115V116H203ZM221 115V114H220ZM231 115V114H230ZM247 115V114H246ZM249 115V114H248ZM252 115V114H251ZM2 116V115H1ZM5 116V115H4ZM9 116V115H8ZM29 116V115H28ZM175 118H176V115L174 114ZM173 116V117H174ZM177 116V118H178ZM7 117V116H6ZM169 117V116H168ZM229 117V116H228ZM247 117V116H246ZM253 117V116H252ZM255 117V116H254ZM260 117V116H259ZM258 117V118H259ZM1 118V117H0ZM3 118V117H2ZM174 118V119H175ZM193 118V119H192ZM206 118V117H205ZM225 118V117H224ZM227 118V117H226ZM233 118V117H232ZM250 118V117H249ZM261 119H257V120H253V119H256V118H251L248 120V125L249 126H252L253 124H255L253 127V129L256 131L254 132L255 134L257 133H260L258 131L259 127L261 128L262 126L264 127V117H260ZM168 119V118H167ZM171 119V118H170ZM169 119V120H170ZM186 119V120H187ZM196 119V118H195ZM220 119V118H219ZM229 119V118H228ZM241 119V118H240ZM214 120V119H213ZM247 120V119H246ZM259 120V121H258ZM5 121V120H4ZM175 121V120H174ZM227 121V120H226ZM229 121V120H228ZM232 121V120H231ZM237 121V120H236ZM239 121V120H238ZM172 122V121H171ZM189 122V121H188ZM195 122V121H194ZM199 122V121H198ZM256 122V123H255ZM4 123V122H3ZM174 123V122H173ZM204 123V122H203ZM231 123V122H230ZM177 124V123H176ZM201 124V123H200ZM242 124V123H241ZM185 125V124H184ZM183 125V126H184ZM214 125V124H213ZM217 125V124H216ZM229 125V124H228ZM248 125H246V127H248ZM206 126V125H205ZM211 126V125H210ZM230 126V125H229ZM245 126V125H244ZM176 127V126H175ZM187 127V126H186ZM189 127V126H188ZM192 127V126H191ZM207 127V126H206ZM170 128V127H169ZM201 128V127H200ZM211 128V127H210ZM222 128V127H221ZM231 128V127H230ZM237 128V127H236ZM244 128V127H243ZM248 128H251V127H248ZM182 129V128H181ZM184 129V127H183ZM208 129V128H207ZM235 129V128H234ZM233 129V130H234ZM240 129V128H239ZM245 129V128H244ZM243 129V130H244ZM252 129V130H253ZM33 130V129H32ZM173 130V129H172ZM199 130V129H198ZM202 130V129H201ZM221 130V129H220ZM229 129H227L228 131ZM232 130V131H233ZM242 130V129H241ZM260 130V129H259ZM167 131V129H166ZM195 131V130H194ZM210 131V130H209ZM216 131V130H215ZM226 131V132H227ZM237 131V130H235ZM240 131V130H239ZM258 131V132H257ZM39 132V131H38ZM41 132V131H40ZM207 132V131H206ZM213 132V131H212ZM245 132V131H244ZM251 131H249L250 133ZM264 132V130H263ZM261 132V133H263ZM34 133V132H33ZM165 133V132H164ZM173 133V132H172ZM205 133V132H203ZM211 133V132H210ZM208 133V134H210ZM214 133V132H213ZM242 133V132H241ZM246 133V132H245ZM260 133V134H261ZM36 134V133H35ZM207 134V135H208ZM224 134V133H223ZM238 134V133H237ZM248 134V133H247ZM252 134V132H251ZM167 135V134H166ZM190 135V134H189ZM197 135V134H196ZM203 135V134H201ZM211 135V134H210ZM263 135V134H262ZM162 136V135H161ZM185 136V135H184ZM195 136V135H194ZM205 136V135H204ZM241 136V135H240ZM249 136V135H248ZM257 136V135H256ZM261 136V135H260ZM158 137V136H157ZM167 137V136H166ZM171 137V136H170ZM187 137V136H186ZM213 137V136H211ZM219 137V136H218ZM238 137V136H237ZM252 137V136H250ZM259 137V136H258ZM258 137H253V138H258ZM264 137V135H263ZM183 138V137H182ZM196 138V137H195ZM194 138V139H195ZM203 138V136H202ZM209 138V137H208ZM242 138V137H241ZM248 138V137H247ZM260 138V137H259ZM262 138V136H261ZM187 139V138H186ZM190 139V138H189ZM200 139V138H199ZM225 139V138H224ZM232 139V138H231ZM236 139V138H234ZM233 139V140H234ZM250 139V138H249ZM263 139V138H262ZM172 140V139H171ZM188 140V139H187ZM210 140V139H209ZM208 140V141H209ZM230 140V139H229ZM228 140V141H229ZM253 140V139H252ZM258 140V139H257ZM166 141V140H165ZM199 141V140H198ZM207 141V140H206ZM262 141V140H261ZM264 141V140H263ZM155 142V141H154ZM160 142V141H159ZM177 142V141H176ZM181 142V141H180ZM190 142V141H189ZM188 142V143H189ZM205 142V141H204ZM232 142V141H231ZM201 143V142H200ZM157 144V143H156ZM241 144V143H239ZM259 144V143H258ZM159 145V144H158ZM162 145V144H161ZM189 145V144H187ZM255 145V144H254ZM174 146V145H173ZM193 146V145H192ZM172 147V146H171ZM181 147V146H180ZM187 147V146H186ZM190 147V146H189ZM245 147V146H244ZM248 147V146H247ZM255 147V146H254ZM176 148V147H175ZM223 148V147H222ZM257 148V147H256ZM260 148V147H259ZM258 148V149H259ZM198 149V148H196ZM232 149V148H231ZM230 149V150H231ZM241 149V148H240ZM257 149V150H258ZM169 150V149H168ZM234 150V149H233ZM239 150V149H238ZM244 150V149H243ZM254 150V149H253ZM252 150V151H253ZM256 150V151H257ZM173 151V150H171ZM213 151V150H212ZM220 151V150H219ZM248 151H249V148H248ZM251 151V150H250ZM255 151V152H256ZM264 151V150H263ZM263 151L259 150V152H262V154L264 153ZM183 152V151H182ZM192 152V151H191ZM194 152V151H193ZM214 152V151H213ZM212 152V153H213ZM247 152V151H246ZM258 152V153H259ZM177 153V152H176ZM185 153V152H184ZM198 153V151L196 152V154ZM200 153V152H199ZM228 153V152H227ZM238 153V152H236ZM257 153V155H258ZM194 154V153H192ZM194 154V155H196ZM208 154V153H207ZM210 154V152H209ZM216 154V153H215ZM169 155V154H168ZM192 155V157L194 156ZM202 155V154H201ZM223 155V154H222ZM225 155V154H224ZM223 155V156H224ZM230 156L232 154H229ZM228 155V156H229ZM252 155V153H251ZM256 153H255V156L256 157H260V158H256L258 160H255V158H253V160H255V163L252 165V162L251 163V167H249L250 171L253 173L254 171L256 172V170L259 172L260 169H262L261 171V174L258 175L260 176L259 179H257L256 183L254 184H260L261 182V186L263 187V189H260L264 191V154L262 156H260L261 154H259V156H257ZM172 156V155H171ZM175 156V155H174ZM180 156V154L178 155ZM215 156V155H214ZM217 156V155H216ZM221 156V155H220ZM227 156V157H228ZM235 156V155H234ZM248 156V155H247ZM254 154H253V157H255ZM170 157V156H169ZM177 157V156H176ZM184 157L181 156V160L183 159V162H184V159L186 161V158H182ZM186 157V156H185ZM200 157V156H199ZM198 157V158H199ZM245 157V156H244ZM250 157V155H249ZM195 159V156L193 157ZM198 158H196V160H193L194 164L196 163V161L198 160ZM221 158V157H220ZM242 158V157H241ZM169 159V158H168ZM171 159V157H170ZM174 159V158H173ZM172 159V160H173ZM178 159V157H177ZM176 159V160H177ZM191 160V157L189 158L187 156V161L186 163L184 164H187V162L189 163V160ZM224 159V158H223ZM227 159V158H226ZM243 159V158H242ZM245 159H249V158H246ZM252 159V157H251ZM175 160V161H176ZM200 160V159H199ZM198 160V161H199ZM228 160V159H227ZM230 160V159H229ZM167 161V160H165ZM174 161V162H175ZM197 161V163H199ZM214 161V160H213ZM225 161V160H224ZM241 161V160H240ZM243 161V160H242ZM241 161V162H242ZM246 161V160H245ZM170 162H172L170 160ZM169 162V164H170ZM178 162V161H176ZM209 162V161H208ZM219 162V161H218ZM221 162V161H220ZM233 162V161H232ZM244 162V161H243ZM248 160L245 162L247 163ZM192 163V162H191ZM230 163V162H229ZM236 163V162H235ZM166 164V163H165ZM173 164V163H171ZM182 164V163H181ZM181 164H179L178 162V165L181 166ZM182 164V165H184ZM216 164V163H215ZM221 164V163H220ZM231 164V163H230ZM243 164V163H242ZM249 164H250V161H249ZM247 164V165H249ZM167 165V164H166ZM188 165V164H187ZM193 166V164H191ZM227 165V164H226ZM232 165V164H231ZM240 165V164H239ZM172 166V165H171ZM175 166V165H174ZM233 166V165H232ZM242 166V165H241ZM173 167V166H172ZM189 167V166H188ZM186 167V168H188ZM222 167V166H221ZM230 167V166H229ZM234 167V166H233ZM237 167V166H236ZM76 168V167H75ZM115 168V167H114ZM171 168V167H170ZM185 168V167H184ZM200 168V167H199ZM214 168V167H213ZM219 168V167H218ZM217 168V169H218ZM243 168V167H242ZM248 168V167H247ZM78 169V168H77ZM175 169V168H174ZM177 169V168H176ZM179 169V168H178ZM183 169V168H182ZM193 169V168H192ZM252 169V170H251ZM65 170V169H64ZM70 170V168H69ZM76 170V169H75ZM208 170V169H207ZM210 170V169H209ZM215 170V169H214ZM222 170V169H221ZM125 171V170H124ZM183 171V170H181ZM186 171V170H185ZM189 171V169H188ZM195 171V170H194ZM219 171V170H218ZM228 171V169L226 170ZM225 171V172H226ZM233 171V170H232ZM46 172L45 170H40L38 175H39V178H40V182L41 184H44L47 188H53V187H57V188H60L59 190H64L65 187H64V181H56L55 178H53L54 180H52L53 182H49V179L45 178V173ZM184 172V171H183ZM242 172V171H240ZM246 172V171H244ZM254 172V173H255ZM256 172V173H258ZM49 173V172H48ZM51 173V172H50ZM169 173V172H168ZM174 173V172H173ZM177 173V172H175ZM187 173V172H186ZM196 173V172H195ZM202 173V172H201ZM223 173V172H222ZM221 173V174H222ZM248 173V172H247ZM250 173V172H249ZM248 173V174H249ZM253 173V174H254ZM53 174V173H52ZM63 174V172H62ZM67 174V173H66ZM108 175V173H106ZM110 174V173H109ZM179 174V173H178ZM225 174V173H224ZM230 174V173H229ZM251 174V173H250ZM50 175V174H49ZM57 175V174H56ZM55 175V177H56ZM59 175L61 176V173H59ZM111 175V174H110ZM110 175H108L109 177H107L108 179L109 178H112L110 177ZM174 175V174H173ZM181 175V174H179ZM233 175V173H232ZM237 175V174H236ZM5 176V175H4ZM60 176L58 177V179L60 178ZM63 176V175H62ZM105 176V175H104ZM200 176V175H199ZM239 176V175H238ZM237 176V177H238ZM242 176V175H241ZM240 176V177H241ZM252 176V174H251ZM7 177V176H6ZM52 177V176H51ZM50 177V178H51ZM106 177V176H105ZM175 177V176H174ZM173 177V178H174ZM179 177V176H178ZM234 177V176H233ZM256 177V178H257ZM107 178H104V179H107ZM172 178V177H171ZM177 178V176L175 177V179ZM191 178V177H190ZM242 178V177H241ZM244 178V177H243ZM247 178V177H246ZM57 179V178H56ZM57 179V180H58ZM178 179V178H177ZM176 179V180H177ZM180 179V178H179ZM236 179V177H235ZM255 179V177H254ZM61 180H63L61 178ZM172 180V179H171ZM183 180V179H182ZM185 180V179H184ZM196 180V179H195ZM243 180V179H242ZM246 180V179H245ZM251 180V179H250ZM256 180V179H255ZM254 180V181H255ZM9 181V180H8ZM108 181V180H106ZM105 181V182H106ZM110 182H112L113 180L109 179ZM108 181V183H109ZM186 181V180H185ZM193 181V180H192ZM227 181V180H226ZM229 181V180H228ZM235 181V180H234ZM241 181V180H240ZM231 182V181H230ZM237 182V181H236ZM244 182V180H243ZM9 183V182H8ZM107 183V182H106ZM176 183V182H175ZM234 183V182H233ZM252 183V182H251ZM114 184V183H113ZM182 184V183H181ZM209 184V183H208ZM239 184V183H238ZM237 184V185H238ZM247 184V183H246ZM106 185H109V184H106ZM251 185V184H250ZM41 186V185H40ZM114 186V185H113ZM188 186V185H187ZM198 186V185H197ZM202 186V185H201ZM204 186V185H203ZM214 186V185H213ZM228 186V185H227ZM248 186V185H247ZM255 186V185H254ZM3 187V186H2ZM109 187V186H108ZM108 187H104V185L100 186V187H97L93 184H90L88 185V191L89 192H102L104 191V188H107ZM252 187V186H251ZM259 187V186H258ZM64 188V189H63ZM110 188V187H109ZM184 188V187H183ZM194 188V187H193ZM201 188V187H200ZM213 188V187H212ZM225 188V187H224ZM223 188V189H224ZM249 187H247L246 189L243 188V190H247ZM256 188V187H255ZM189 189V188H188ZM210 189V187H209ZM239 189H242V188H236V190H234V192L236 193H239L238 190ZM253 189V188H252ZM106 190V189H105ZM208 190V189H207ZM211 190V189H210ZM231 189H228L227 190H224V192L226 191L229 192ZM243 190H239L241 191L242 193L245 194V191L243 192ZM251 190V189H250ZM249 190V191H250ZM255 190V189H254ZM253 190V191H254ZM3 191V190H2ZM46 191V190H45ZM109 191V192H108ZM108 191H105L104 193L107 195L110 193V189H108ZM195 191V190H194ZM193 191V193H194ZM233 191V190H232ZM230 191V193L233 195V192ZM252 191V190H251ZM43 192V191H41ZM50 192V191H49ZM107 192V193H106ZM192 192V191H191ZM240 192V194H241ZM259 192V190H258ZM46 192H44L45 194ZM199 193V192H198ZM225 193V194H226ZM230 193H228L227 195H229ZM234 193V195H236ZM79 194V193H77ZM104 194V195H105ZM111 194V193H110ZM202 194V193H201ZM208 194V193H207ZM223 193L222 196L225 195ZM230 194V195H231ZM242 194V195H244ZM33 194H31L30 197H26V198H18V197H9L5 200H0V232L1 231H6L8 232V230L10 229H13L12 227L14 226H17V225H23V227H27V230L23 228V231H20L22 229H20L19 233L16 234V232H14V234L11 235L10 233V236L8 234V238L7 240H10L8 243H7V247H5V244H4V248L3 246H0L2 247V249H0V264H50L51 261H49V263H46L45 262H42L41 259H39L36 255L37 253H39L40 251H38L37 249L41 248L43 249L42 247L43 246H51L54 248L55 245L57 246H61V244L67 239V236L69 234V231L70 229L72 228H77L78 227V224L79 223H85L86 224V227L88 229H86V233H84L82 235V237H79L81 242H80V245L81 244H84L86 247L83 248V250L81 249L79 252L77 251V253H72V254H69L73 259V262L74 261V258L78 259L80 257L81 261L80 262H75L74 264H117L118 261H115L117 263H114V261H109L107 260V258H105L104 260L101 259L100 257V253L101 251L103 250L102 246L104 244H102V246L98 245L96 243V246H92L91 245V241H92V238L93 236L95 235H98L100 233V230L101 228H97L95 230H99V231H96L94 232V229H90L92 228V224H94L96 221L97 223H95V226L98 224V222L101 220V219H105V218H102V214L100 213V217L99 215L97 214V216L100 218H95L94 215H96V213L99 211L103 212L104 208L101 206V210L100 208H98L97 206H95L94 203L91 202L90 199L87 198V196L85 197L84 199V202H81L83 200V197H80V199L82 198V200L80 201L79 200V203L77 204V201H75V205H77L76 207L79 206V204L81 203H84L85 204V207H84V204L83 207H84V211L82 210L81 213H79V215H77V213L75 212V214L78 216H74V214L70 215V213H68L70 216H72L70 218H67V216L64 218H61L59 219V221L56 220V222L54 223H50V225H48L49 222H45V224H47L46 226L41 222V219L45 218L46 214L49 213L51 214V212L55 213L56 210L58 211L57 208H67L66 206H68V209H69V206L70 204L66 203V202H62L60 204V206L58 205V207H55V202H53L55 208H53L52 206L48 207L45 209L44 208V212L43 210L41 211L40 208L41 206H45L47 200L49 201L48 198H51V197H46V199H44L43 197H34V195L32 196ZM46 195V194H45ZM188 195V194H187ZM190 195V194H189ZM199 195V194H198ZM239 195V194H238ZM28 196V195H27ZM173 196V195H172ZM209 196V195H208ZM217 196V195H216ZM215 196V197H216ZM221 196V194H220ZM240 196V195H239ZM251 196V195H250ZM256 196V195H255ZM254 196V197H255ZM67 197V196H65ZM65 197H63L65 199ZM198 197V196H197ZM200 197V196H199ZM213 197V196H212ZM211 197V198H212ZM214 197V198H215ZM227 197V196H226ZM229 197V196H228ZM227 197V198H228ZM249 196L245 197L244 199H247ZM253 197V198H254ZM258 197V196H257ZM255 197L254 200L257 198ZM5 198V197H4ZM3 198V199H4ZM176 198V197H175ZM206 198V197H205ZM222 198V200L225 199V197H220ZM251 199V197H249ZM252 198V199H253ZM260 200L262 201L264 198L263 197H259ZM263 198V199H261ZM1 199V198H0ZM52 199V198H51ZM61 199V198H60ZM132 199V198H131ZM147 199V198H146ZM145 199V200H146ZM180 199V198H179ZM185 199V198H184ZM198 199V198H197ZM218 199V197H217ZM231 200L233 198H230ZM229 199V200H230ZM236 199V198H235ZM258 199V198H257ZM55 200V199H54ZM67 200V199H66ZM72 200V199H71ZM135 200V199H134ZM143 199V201H145ZM149 200V198L147 199ZM172 200V199H171ZM200 200V199H199ZM208 200V198H207ZM207 200L206 203H207ZM209 200H211L209 198ZM221 200V201H222ZM228 201L226 205H224L223 208H221L220 210H218V208L216 207H212L210 208L209 212H205V213H201V209L203 208L204 205H206L205 203H200V201L197 203V205L193 208H190L188 210H190L191 212L194 213V215H197V213L199 212L200 214H202L200 217L202 218V220L206 221L207 220H211L210 217L212 219H215L216 216L218 215H222V214H228L229 216H232L233 218H235L234 216L237 215V214H233L231 215L232 213L235 212V209L238 208L240 209L239 207H236L237 205H240L239 202H236V204L233 202V201ZM52 201V200H51ZM60 201V200H59ZM58 201V202H59ZM63 201V200H62ZM70 201V200H69ZM73 201V200H72ZM128 201V200H127ZM126 201V202H127ZM130 201V200H129ZM141 201V200H140ZM142 201V202H143ZM152 201V200H151ZM190 202H192L191 200H189ZM203 201V200H202ZM213 201V200H211ZM215 202H219V200H216L214 199ZM238 201V200H237ZM240 201V200H239ZM248 202H251L252 200H249L247 199ZM246 201V202H247ZM174 202V201H173ZM180 202V201H179ZM186 202V201H185ZM197 202V201H196ZM204 202V201H203ZM209 202V201H208ZM214 202V203H215ZM245 202V203H246ZM253 202V201H252ZM251 202V203H252ZM259 199H258V203H259ZM102 202H100L101 204ZM103 203H104V200H103ZM106 205H107V202L105 201ZM130 203V202H129ZM128 202L126 203V205L129 204ZM138 203V202H137ZM141 204V202H139ZM144 203V202H143ZM153 203V202H152ZM171 203V202H170ZM184 203V202H183ZM244 204V201H243V198H242V202ZM257 203V202H256ZM263 203V202H262ZM50 204V202L48 203ZM47 204V205H48ZM58 204V203H57ZM56 204V205H57ZM80 204V205H81ZM99 204V203H98ZM125 204V203H124ZM133 204V203H132ZM132 204H129V205H132ZM135 204V202H134ZM147 204V203H146ZM194 204V203H192ZM207 204H211L210 203H207ZM225 204V203H224ZM242 204V205H243ZM247 204V203H246ZM246 204H244V206H246ZM253 204V203H252ZM251 204V205H252ZM260 204V203H259ZM74 205V203H73ZM81 205V207H82ZM97 205V203H96ZM105 205V206H106ZM109 205V204H108ZM110 205H112V203L110 202ZM108 206L110 208H112L113 206ZM119 205V204H118ZM117 205V206H118ZM125 205V206H126ZM137 205V204H136ZM135 205V206H136ZM142 205V204H141ZM174 205V204H173ZM176 205V203H175ZM179 205V204H178ZM187 205V204H186ZM250 205V206H251ZM100 206V205H98ZM104 206V204H103ZM116 206V205H115ZM121 206V205H120ZM119 206V207H120ZM146 206V205H145ZM152 206V205H151ZM154 206V205H153ZM152 206V207H153ZM222 206V205H221ZM219 206V207H221ZM260 206V205H258ZM72 207V206H71ZM97 207V208H96ZM118 207V208H119ZM140 207V206H138ZM137 207V208H138ZM143 207V206H142ZM158 206H156L157 208ZM170 207V206H169ZM236 207V208H235ZM73 208V207H72ZM80 208V206L78 207ZM128 208V206L126 207ZM125 207L123 209H126ZM133 208V207H132ZM136 208V207H135ZM149 208V207H148ZM155 208V209H156ZM162 208V207H161ZM174 208V207H173ZM242 208V206H241ZM244 208V207H243ZM59 209V210H60ZM75 209V208H73ZM83 209V208H80V210ZM100 209V210H99ZM107 209V208H106ZM114 209V208H113ZM110 210V212L113 211ZM120 209H122V207H120ZM139 209V208H138ZM142 209V208H141ZM150 209V208H149ZM148 209V210H149ZM178 209V208H177ZM182 209V208H181ZM247 210H249L248 208H246ZM245 209V210H246ZM62 210V209H61ZM71 210V209H70ZM76 210V209H75ZM79 210V211H80ZM98 210V211H97ZM126 210H131V206H130V209H126ZM146 210V209H145ZM148 210L146 212H148ZM154 210V209H152ZM175 210V209H173ZM246 210V212H247ZM38 211H41L40 213ZM65 211V210H64ZM97 211V212H96ZM117 211V209H116ZM124 211V210H122ZM120 211L122 214L125 213V212H122ZM136 211V210H135ZM143 211V210H141ZM150 211V210H149ZM160 211V210H159ZM169 211V210H168ZM205 211V210H204ZM203 211V212H204ZM237 211V210H236ZM250 211V210H249ZM254 211V210H253ZM60 213V211H58ZM68 212V211H66ZM65 212V213H66ZM72 212V211H71ZM96 212V213H95ZM106 212V211H105ZM109 212V213H110ZM133 212H134V208H133ZM132 210L130 212H128L129 214L133 213ZM173 212V211H172ZM239 212V211H238ZM240 212H243L245 214H247L246 212H244V210H240ZM239 212V213H240ZM255 212V211H254ZM52 213V214H53ZM64 213V212H63ZM104 213V212H103ZM107 213V212H106ZM141 212L139 211V214ZM171 213V212H170ZM214 215L215 214V218L212 217V214ZM231 213V214H230ZM236 213V212H235ZM57 214V212H56ZM55 214V215H56ZM115 214V213H113ZM112 214V215H113ZM117 214L119 215V211H117ZM115 214V215H117ZM127 214V213H125ZM123 214V217L124 215ZM135 214V212H134ZM133 214V216H134ZM149 214V213H148ZM154 214V213H153ZM179 214V213H178ZM177 214V215H178ZM187 213H185L183 216H185ZM192 214V213H191ZM244 214V215H245ZM250 214V213H249ZM54 215V214H53ZM64 215V214H63ZM132 215V214H131ZM136 215V214H135ZM143 215V213H142ZM145 215V214H144ZM143 215V216H144ZM151 215V214H150ZM158 215V214H157ZM161 215V214H160ZM171 215V214H170ZM193 215V214H192ZM211 215V216H210ZM241 215V213L239 214ZM237 215L236 218L239 216ZM248 215V214H247ZM107 216V214H106ZM153 216V215H152ZM162 216V215H161ZM169 216V214H168ZM179 216V215H178ZM224 216V215H223ZM252 216V215H251ZM50 217V216H49ZM59 217V216H58ZM109 217V216H108ZM111 217V216H110ZM119 217V216H118ZM128 217H131L130 215L128 216L127 215V218ZM137 217V216H136ZM141 217V216H140ZM140 217L138 219H140ZM155 217V216H154ZM159 217V216H158ZM167 217V216H166ZM187 217V216H186ZM189 217V216H188ZM194 217V216H192ZM199 217V215H198ZM228 217V216H226ZM115 217H113V220H114ZM120 218H121V215H120ZM176 219V217H174ZM172 217V219H174ZM183 218V217H182ZM218 218V217H217ZM224 217H220V219L222 220ZM231 218V217H230ZM246 218V217H245ZM248 221H247V226L248 224L250 225V230H247L249 234H244L242 233L243 230H246V228L243 229L244 225L246 223H244L242 220V222L244 224L243 227L238 223L236 225H231L230 224H226L225 222V225H223L222 223H220L219 226H222L220 228L223 229L224 232H227V235L225 233V237L224 238H221L222 239V243H220V246L221 248H224V252H219V251H215V249L217 248H212V246L209 248V247H203V246H195L194 245H191L190 243H188V241H184L183 237L179 235L177 236H180V237H173L171 238V236L173 235H166L163 237L161 236L162 240L164 243H161L160 244H157L156 243V248H154L153 251L151 252H147V253H141L140 251H142L140 249V251H137V252H140L141 253V256L139 257V259L135 258L136 261L132 262V263H129L130 261V257L128 258L129 260H126L129 261L128 263L129 264H264V256L263 255H260L261 252H263L262 254H264V217L263 218H259V216H255V217H251L249 218V216L247 217ZM99 219V221H98ZM109 219V218H108ZM118 219V218H117ZM131 219V218H130ZM147 219V218H146ZM154 219V218H153ZM152 219V220H153ZM167 219V218H166ZM178 219V218H177ZM196 219V218H195ZM194 219V220H195ZM241 219H243L241 217ZM111 220V218H110ZM144 220V219H143ZM155 220V219H154ZM153 220V221H154ZM157 220V219H156ZM162 220V219H161ZM170 220H171V217H170ZM179 220V219H178ZM182 220V219H180ZM184 220V219H183ZM192 220V219H190ZM197 220V219H196ZM195 220V221H196ZM229 220V219H227ZM239 220V219H238ZM102 221V220H101ZM104 221V220H103ZM106 221V220H105ZM119 221V220H118ZM164 221V220H163ZM162 221V222H163ZM186 221V223H188V219L187 220H184ZM194 221V222H195ZM218 222H216L217 224H219V221L220 220H217ZM232 221V219H231ZM230 221V222H231ZM236 221V220H235ZM241 221L239 220V222L241 223ZM246 221V220H245ZM132 222V221H130ZM136 222H141V221H136ZM151 222V221H150ZM171 222V221H170ZM181 222V221H180ZM208 222V221H206ZM212 222V221H211ZM214 222V220H213ZM212 222V223H213ZM228 222V221H227ZM234 222V220H233ZM238 222V221H237ZM43 225H42V224ZM107 223V222H106ZM112 223V222H111ZM120 223V222H119ZM134 223V222H133ZM148 223V222H147ZM146 223V225H148ZM168 223V222H167ZM173 223V222H172ZM190 223V222H189ZM193 223V222H192ZM201 223V222H200ZM203 223V222H202ZM211 226L212 224L210 222H208ZM207 223V225H208ZM215 223V222H214ZM216 223L213 224L215 226V228H206L207 230L206 231H203V232H207V233H210V234H218V232L220 231L219 230V226L216 227ZM229 223V222H228ZM52 224V225H51ZM115 224V222H114ZM117 224V222H116ZM126 224V223H125ZM128 224V222H127ZM132 224V223H131ZM156 224V223H155ZM159 224V223H157ZM166 224V223H165ZM183 224V222H182ZM181 224V225H182ZM222 224V225H221ZM129 225V224H128ZM127 225V226H128ZM144 225V224H142ZM168 225V224H167ZM206 225V224H205ZM208 225V226H210ZM238 225V226H237ZM80 226V225H79ZM85 226V225H84ZM82 226V227H84ZM101 226V225H99ZM107 226V224H106ZM116 226V225H115ZM114 226V227H115ZM126 226V225H125ZM134 226V225H133ZM140 226V225H138ZM155 226V225H154ZM174 226V225H173ZM176 226V224H175ZM179 226V225H178ZM187 226V225H186ZM190 225H188L189 227ZM202 226V225H201ZM81 227V226H80ZM85 227V228H86ZM103 227V226H102ZM112 227V229H111ZM118 227V226H117ZM141 227V226H140ZM162 227V226H161ZM160 227V228H161ZM164 227V226H163ZM166 227V226H165ZM164 227V228H165ZM170 227H172L170 225ZM196 227V226H195ZM200 227V226H199ZM16 228V227H15ZM18 228V227H17ZM104 228V227H103ZM111 230V232L113 234H117V236L119 237H125L127 236V234H131L132 232H135L132 227V230L131 229H120V227L118 228H113V226L111 225L109 227ZM129 228V226H128ZM131 228V226H130ZM168 228V226H167ZM178 228V227H177ZM176 228V229H177ZM182 228V226H181ZM187 228V227H186ZM191 228V227H190ZM189 228V229H190ZM83 229V228H82ZM108 229V228H106ZM106 229L104 228V230L102 229L101 230V233L100 234H104L106 233ZM249 229V228H247ZM80 230V229H78ZM148 230V229H147ZM146 230V232H147ZM151 230V229H150ZM154 230V229H153ZM170 230V229H168ZM175 230V228L173 229V231ZM182 230V229H181ZM188 230V229H187ZM197 230V229H196ZM205 230V229H204ZM109 231V230H108ZM107 231V232H108ZM149 231V230H148ZM167 231V230H166ZM164 232V233H167L168 234H174V233H170L169 231L167 232ZM186 231V230H185ZM199 231V230H198ZM223 231H220L223 233ZM6 232V233H7ZM10 232V231H9ZM8 232V233H9ZM82 232V231H81ZM98 232V233H97ZM144 232V231H142ZM160 232L162 233V229L160 230ZM190 232V231H189ZM200 232V231H199ZM219 232V233H220ZM3 233V232H2ZM13 233V231H12ZM96 233V234H95ZM151 233V232H149ZM163 233V234H164ZM188 233V232H187ZM191 233V232H190ZM205 233V234H207ZM220 233V234H222ZM81 234V233H80ZM95 234V235H94ZM99 234V235H100ZM113 234H112V237H113ZM162 234V235H163ZM204 234V233H203ZM202 236L205 238V234ZM1 235V233H0ZM3 235H5L3 233ZM70 235V234H69ZM107 235V234H106ZM106 235H103V236H106ZM153 235V234H152ZM182 235V234H181ZM6 236L7 234L3 237L4 240H6ZM80 236V235H79ZM111 236V235H110ZM151 236V235H150ZM176 236V235H174ZM190 236V235H189ZM188 236V237H189ZM192 236V235H191ZM114 237H116L114 235ZM113 237V239H114ZM119 237V238H120ZM131 237V236H130ZM129 237V238H130ZM136 237V236H135ZM148 237V236H147ZM155 237V236H154ZM185 237V236H184ZM187 237V236H186ZM213 237H215L213 235ZM217 237V236H216ZM223 237V236H222ZM2 238V236H1ZM0 238V240H2ZM128 238V237H127ZM137 238V237H136ZM135 240L137 241L138 239ZM160 238V239H161ZM198 238H201V236H199ZM209 238V237H208ZM211 238V237H210ZM219 238V237H218ZM78 239V238H77ZM108 239V238H107ZM148 239V238H147ZM151 239V237H150ZM187 239V238H186ZM191 239V238H190ZM193 239V238H192ZM192 239L190 241H192ZM195 239V238H194ZM214 239V238H213ZM68 240V239H67ZM110 240V239H109ZM122 240V238H121ZM126 240V239H124ZM129 240V239H128ZM134 240V241H135ZM142 240V239H141ZM140 240V241H141ZM149 240V239H148ZM152 240V239H151ZM210 240V239H209ZM20 241V242H18ZM79 241V239H78ZM102 241V240H101ZM119 241V240H118ZM123 241V240H122ZM135 241V242H136ZM202 241V240H201ZM4 242V241H3ZM6 242V241H5ZM105 242V241H104ZM121 241H119V246L120 247L122 244H120ZM113 243V241H112ZM130 243V242H129ZM132 243V242H131ZM152 243V241H151ZM2 243H0L1 245ZM65 244V243H64ZM79 244V243H77ZM133 244V243H132ZM132 244L131 245V248L132 247ZM148 244V243H147ZM146 244V245H147ZM197 244V243H196ZM69 245V244H68ZM67 245V246H68ZM74 244H72L73 246ZM98 245V246H97ZM113 245V244H112ZM117 246V242L115 244ZM129 246V244H127ZM139 245V244H138ZM141 245V244H140ZM202 245V244H200ZM219 245V244H218ZM222 245V246H221ZM63 246V245H62ZM61 246V247H62ZM71 246V247H72ZM123 246H126V245H122L121 248H123ZM126 246V247H128ZM136 246V245H135ZM145 246V245H144ZM152 246V245H151ZM44 247V249H45ZM66 247V246H65ZM65 247H63V249H65ZM104 247V246H103ZM115 247V246H114ZM116 247V248H118ZM125 247V248H126ZM138 247V246H137ZM136 247V248H137ZM147 247V246H146ZM146 247H144L146 249ZM218 247V246H217ZM48 248V247H47ZM52 248V249H53ZM75 248V247H74ZM119 248V250L121 249ZM130 248V247H129ZM130 248V249H131ZM143 248V247H142ZM149 248V247H148ZM43 249V250H44ZM63 249H62V252H63ZM113 249V248H112ZM128 249V248H126ZM257 250V255H260L259 257L263 256V258L261 257L262 260H258L256 259L255 260V257L253 258V255L249 256L248 254L250 253L249 250ZM37 250V251H36ZM40 250V249H39ZM69 250H72V248H70ZM105 250V248H104ZM115 250V248H114ZM113 250V251H114ZM123 250H125L123 248ZM135 250V249H134ZM138 250V249H137ZM151 250V249H150ZM220 250V249H219ZM227 250V251H226ZM260 252H259V251ZM35 251V252H34ZM42 251V250H41ZM112 253L114 254V256L112 254L111 258H116V251ZM122 251V250H121ZM121 251H118L119 253H122ZM126 252H131V250H125ZM124 251V252H125ZM133 251V250H132ZM144 251V250H143ZM142 251V252H143ZM215 251V252H213ZM221 251V250H220ZM249 253H248V252ZM61 252V253H62ZM125 252V254H126ZM248 254H247V253ZM253 252V251H252ZM251 252V253H252ZM104 251L101 253L103 254ZM132 253V252H131ZM259 253V254H258ZM124 254V255H125ZM130 254V253H129ZM134 254H136V252L134 251ZM253 254V253H252ZM120 255V254H118ZM123 255V256H124ZM127 255V254H126ZM140 254L138 253V256ZM53 256V255H52ZM121 256V255H120ZM42 257V256H41ZM51 257V256H50ZM109 257V256H108ZM127 257V256H125ZM132 257V256H131ZM136 257H137V254H136ZM257 257V258H259ZM43 258V257H42ZM56 259V257H55ZM93 260L92 262H90V260ZM110 259V258H109ZM127 259V258H125ZM123 259V260H125ZM133 259V258H131ZM122 260V259H121ZM120 262H124L123 260ZM134 260V259H133ZM258 260V261H257ZM44 261V260H43ZM66 262V261H64ZM69 262L73 264V262L70 261V257H69ZM112 262V263H111ZM125 262V263H126ZM252 262V263H251ZM56 263V262H54ZM53 263V264H54ZM69 263V264H70ZM120 263V264H121ZM125 263H122V264H125ZM127 263V264H128ZM66 264V263H65ZM68 264V262H67ZM119 264V263H118Z\"/></svg>",
	"mask_w": 264,
	"mask_h": 264
}]
</instances>
